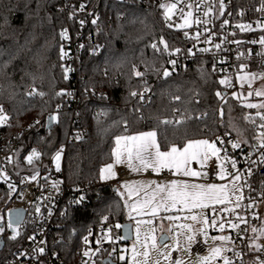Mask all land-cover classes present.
<instances>
[{
	"label": "trees",
	"instance_id": "obj_1",
	"mask_svg": "<svg viewBox=\"0 0 264 264\" xmlns=\"http://www.w3.org/2000/svg\"><path fill=\"white\" fill-rule=\"evenodd\" d=\"M70 1L89 2L99 9L102 29L97 34L89 31L81 62L87 78L84 88L106 95L85 101L81 124L87 132L68 143L76 127L65 101L71 84L64 76L60 52L65 24L61 2L0 0V105L9 116L2 130L16 137L22 154L37 147L46 160L67 145V184L73 188L91 185L84 204L71 210L64 255L75 253L87 227L105 218L120 225L127 222L126 206L115 184L100 180L101 167L113 161L116 137L155 131L163 151L174 145L183 147L190 140L215 141L227 134L249 145L261 125L256 111L232 97L235 89L231 92L227 84L220 83L227 79L212 72L210 61L198 59L192 67L163 76L169 53L184 42L179 31L165 27L161 9L117 0ZM235 11L245 19L264 20V0H236ZM94 47L101 50L100 55L93 54ZM134 68L144 76L136 77ZM146 86L149 98L141 105L131 92H143ZM34 90L36 94L28 95ZM176 96L180 99H174ZM59 106L63 111L55 113L54 126L47 129V117ZM95 109L102 114L95 115ZM34 120L41 123L32 125ZM164 120L173 123H161ZM11 200L12 195L0 187V222L6 219ZM12 233L2 235L5 247L0 264H8L26 241L27 235L22 233L10 239Z\"/></svg>",
	"mask_w": 264,
	"mask_h": 264
},
{
	"label": "built area",
	"instance_id": "obj_2",
	"mask_svg": "<svg viewBox=\"0 0 264 264\" xmlns=\"http://www.w3.org/2000/svg\"><path fill=\"white\" fill-rule=\"evenodd\" d=\"M117 1L124 4L134 3L145 8L161 9L167 29L176 30L177 25L183 22L189 13L192 14V27L177 30L182 34L184 45L177 48L179 52L175 49L169 53L168 64L165 67L169 72L192 67L198 59H205L211 62L212 72L226 78L233 88L239 86L237 79L240 75H252L255 73L254 69L264 74V44L260 43V40L264 38V20L245 19L242 14L235 11L236 0H223V15H221L220 0ZM60 2V10L65 16V24L60 35L66 30V36L61 37L60 52L63 50L67 53L63 58L61 56V59L64 76L71 84L65 91V101L72 115L71 124L76 127L75 134L68 138L69 143L82 138L87 132L83 131L81 124V112L85 101L97 99L106 95V92L93 88L86 89L83 86L87 78L81 61L87 47L89 31L92 30L97 34L101 30L99 9L91 6L89 2L74 3L70 0H60ZM173 3L176 4V8L168 14L170 18L166 19V9L161 8L160 5ZM81 5H84L82 10ZM206 12L207 15H205ZM225 20L228 21L227 24L224 23ZM239 25H250L251 30L241 31ZM217 44L220 48L216 47ZM202 49H208V51H202ZM92 52L100 55L101 50L94 47ZM173 60L176 61L175 65L170 63ZM148 98L149 92L144 94L143 101L140 100L139 95L135 96L137 103L141 105H145ZM61 111L63 107L59 106L55 112L49 114L46 124L48 125L51 115L55 116V113ZM4 113L9 118L6 109ZM94 113L102 114L99 109H95ZM261 116H264V108L259 114L261 125H264V119H261ZM36 122L34 120L31 124ZM3 127L0 128V187L12 195L6 220L8 223L10 211L24 209V220L17 229L19 233L27 235L23 247L16 252L8 264H111L110 262L128 264L126 260L120 259L127 252L128 245V241L122 235V225L105 219L84 230L75 253L63 254L71 210L84 204L91 185L85 184L73 188L67 184L64 174L67 145L58 149L47 160L43 151L37 147L22 154L19 151V141L15 136L9 137L2 130ZM261 133H264V127L260 126L254 142L249 145L243 144L228 134L215 140L221 150L220 158L230 178L240 175L242 201L239 207L233 210L225 207L215 209L213 214L215 224L211 228L214 233H218L221 231L220 225L223 224V230L231 233L234 248L230 258L233 264L264 262V240L260 239L261 229L264 227V187L262 186L264 185V162L261 160L264 155V147L261 146L264 136ZM233 143H239L240 146L233 148ZM33 149L39 153V156L34 157L32 163H29L27 157ZM58 153L62 156L61 162L55 158ZM232 160L236 161V168L232 167ZM217 164V160H214L209 167L201 170L202 173L214 178L219 172ZM33 176H36V179H32ZM117 176L118 179L129 176L125 165L117 168ZM54 183L55 187H53ZM81 197H83L82 200H80ZM78 200L80 202L76 203ZM237 217H242L243 221ZM233 224L238 227H232ZM253 228L257 231L253 232ZM76 232V230L71 231L73 234ZM85 237H87V243ZM256 245L261 247L257 248ZM41 248L44 249L43 253L39 251ZM206 250L207 246L202 239H198L193 252L204 253ZM86 251L89 252L88 256L84 255Z\"/></svg>",
	"mask_w": 264,
	"mask_h": 264
},
{
	"label": "rangeland",
	"instance_id": "obj_3",
	"mask_svg": "<svg viewBox=\"0 0 264 264\" xmlns=\"http://www.w3.org/2000/svg\"><path fill=\"white\" fill-rule=\"evenodd\" d=\"M188 19V26L181 27L184 25L185 19L183 22L179 23L176 27V30H186L192 27L193 19L192 14L189 16L187 15ZM102 29V28H101ZM259 29V28H258ZM244 30V31H249ZM255 73L250 75L247 79L238 78L237 81L239 86L233 88L228 86L229 91H233L232 97L234 99H238L245 108L249 110L256 111L259 115L261 110L264 107V95H257V92L264 93V74L260 73L258 69H254ZM246 82L248 86L243 84ZM248 104L256 105V107L249 108L247 107ZM0 125V128L6 125ZM261 126V125H260ZM150 132V131H148ZM146 133V132H144ZM136 134H128L123 136H134ZM242 138L241 136H239ZM116 141V140H115ZM196 141V140H191ZM209 142H213L208 140ZM123 141L121 142V146H123ZM177 146V145H174ZM178 148H182L177 146ZM216 147L219 148L216 144ZM116 148V142L115 147ZM171 148V147H170ZM170 148L166 151L170 150ZM152 152H155V149H152ZM219 159L216 156H210V158L204 163L202 166L198 161H191L190 164L187 166L192 171L201 173L198 176H185L183 174V169L177 172L175 167H160L158 170H154L152 166H149L147 171L145 168L142 167L143 171L145 172L146 176H155L158 179H148L143 178L136 181L132 180H120L118 181L117 176V167L112 161L109 164L113 165L112 172L114 173L113 176L102 179L101 169L105 168V164L100 169V180L103 183H113L115 184L116 188L120 190H126L128 196L130 198V213L126 217V221L133 224V231H134V238L132 241L128 242L127 245V252L125 253L123 259L128 262V264H172L175 260H181L183 264H201V257L209 255V249L212 247H220L222 249L221 254L214 259H210L207 264H224V258L227 257L231 261V254L234 248V241L231 233L226 231H219L218 233H214L211 229L213 227V214L214 210L220 207L229 208V210H233L238 208L237 205H240L242 201V191L240 186V179L235 180L234 177L230 178L227 173V169L223 164V160L220 158L219 152ZM59 162L62 161V156H59ZM113 160H116V157L113 155ZM217 160L219 172L221 167H223L225 171V177L223 179L219 178L217 174L214 178H211L209 175H205L202 173L201 169L209 167L210 164ZM127 155L126 153L122 157V162L124 163L127 168ZM133 162H136L133 159ZM119 167V166H118ZM129 169V168H128ZM127 169V170H128ZM141 172V171H140ZM218 172V173H219ZM105 176H108V173H104ZM175 181L178 185L187 183V184H196V185H209V184H216L217 186L224 185L226 186L225 192L227 194V199L223 203H209L207 207L204 208H185L182 204H177L176 207H171V202H168L169 209L161 208L160 213L156 215H141L140 209L138 207L137 210H133L131 207L133 204H136L139 201L141 204L144 201L149 200L153 194V192H157L156 200L152 202V204L148 205L149 207H153L156 203H159L162 197L166 195V193L158 192L157 185L161 186H171V183ZM127 185V187L125 186ZM131 191V195L129 192ZM237 197H240L238 200ZM143 205V204H142ZM180 206V208L178 207ZM210 211V213H209ZM195 215L197 220H192L190 217ZM177 217V219L169 220L166 217ZM205 219L207 223H204ZM2 221V220H1ZM5 224V231L0 233V237L6 232L9 231L10 228L7 227V220L5 219L3 222ZM181 225L191 226V230L188 227H181ZM203 229V231H201ZM264 229V227L262 228ZM16 231L18 229L16 228ZM139 231V235L137 234ZM166 233L169 235V241L163 245L159 244V237ZM13 235V233H12ZM199 235L202 238L203 243L207 246V250L204 253H194L193 247L195 245L196 237ZM156 237V247L152 246L151 237ZM194 236V240L189 242L188 237ZM217 236H226L230 237V240L227 241H214L212 238ZM261 240H264V234H261ZM206 241V242H205ZM178 242V243H177ZM147 252L148 255L145 257L144 253ZM169 253L171 255L169 256ZM168 257V258H166Z\"/></svg>",
	"mask_w": 264,
	"mask_h": 264
},
{
	"label": "snow or ice",
	"instance_id": "obj_4",
	"mask_svg": "<svg viewBox=\"0 0 264 264\" xmlns=\"http://www.w3.org/2000/svg\"><path fill=\"white\" fill-rule=\"evenodd\" d=\"M84 5H81V10L83 9ZM161 8L166 9L165 18L169 19L170 16L168 15L171 13L175 8L176 4H170L165 5L161 4ZM191 7V5H189ZM220 8H221V15H223V0H220ZM183 11V10H181ZM208 13L206 12L205 15ZM189 16L191 13L188 14ZM185 23L184 25H181V27L188 26V19L187 17L184 18ZM83 23V22H82ZM95 23V21H93ZM199 23V21H197ZM206 23V22H205ZM225 24L228 23L227 20L224 21ZM241 31L250 29V25H239ZM187 35V33L185 34ZM66 36V30L61 33V37ZM199 38L198 36L196 37ZM236 43H239V41H236ZM252 43H256V41H252ZM261 44H264V38L260 40ZM152 47L155 49L157 46L155 44L152 45ZM217 48H220V45H216ZM165 49H167V44H165ZM177 52H179V49H176ZM191 51V50H189ZM202 51H208V49H202ZM67 53H64L63 50L61 52L62 58L66 56ZM171 64L175 65L176 61H170ZM133 74L136 77H143L144 73L133 69ZM171 73L165 69L163 71V76L168 77ZM241 79H244V77H241ZM221 84H227L228 86H231L230 82L228 80H221ZM150 91V89L146 86L144 88L143 92L137 93V92H131L132 96L139 95L140 100H144V94L146 92ZM36 94L35 90L33 92H29L28 95ZM39 95L43 96L44 93H38ZM63 93H59V95H62ZM257 95H264V93L257 92ZM217 96H220L221 94L219 92L216 93ZM174 99L179 100L180 97L176 96ZM247 107L252 108L256 107V105L248 104ZM261 107H264V105H261ZM222 114V113H221ZM7 115L4 113L3 105H0V125H3L7 122ZM57 116H50L49 120H56ZM261 119H264V116H261ZM36 123H39L37 121ZM161 123L164 124H171L173 121L171 120H164L161 121ZM261 127H264V125H261ZM262 136H264V133H261ZM219 140L220 138L217 137ZM123 143V146H121V142ZM116 148L113 150V155L116 157V163L122 162V157L126 153L127 155V161L130 168H133V159L139 160L140 165L144 168H147L149 166H152L154 170H158L160 167H175L177 172H179L181 169H183V174L185 176H198L201 173L192 171L189 167H187L191 161H198L202 166L204 163L210 158V156H216L217 159H219V152L221 151L219 148L216 147V142H209L208 140H196V141H188L182 148H178L177 146H172L169 151L167 152H161L159 145L156 141V132L150 131L147 133H140L136 136H118L116 137ZM221 143L223 141L221 140ZM240 145L239 143H233V148H238ZM261 146L264 147V140L261 141ZM152 149H155V152H152ZM39 153L36 152L35 149L32 150V153L27 157V160L29 163H32V160L34 157H38ZM57 160H59V153L55 157ZM262 162H264V155L261 157ZM231 165L233 168H236V161L232 160ZM59 166H57L58 168ZM113 165L108 164L105 168L101 169L102 179H107L114 175L112 172ZM134 171H137L139 169L133 168ZM249 173L251 170H248ZM104 173H108V176H105ZM206 175V174H205ZM219 178L223 179L225 177V171L223 167H221L220 172L218 173ZM32 179H36V176H33ZM235 180L240 179V175L237 174L234 177ZM58 183V182H57ZM56 184L54 183L53 187H55ZM127 187V185H125ZM11 187V186H10ZM226 186L221 185L217 186L216 184H209V185H196V184H187L183 183L178 185L175 181L171 183V186H161L157 185L158 192L166 193L164 197L161 198V201L159 203H156L152 208L151 212L153 215H156L157 212L161 209H169L168 202H171V207H176L177 204H182L185 208H204L207 207L209 203H223L227 199V194L225 192ZM131 191L129 192V195H131ZM157 192H153L151 198L149 200L144 201V204L141 205L139 201L136 202V204H133L131 207L133 210H137L139 208H143L147 205L152 204L153 201L156 200ZM83 197L80 198L82 200ZM239 200L240 197H237ZM80 200L76 201V203H79ZM239 207V205H237ZM37 211H39V208H37ZM169 220L177 219V217H166ZM192 220H197V217L195 215L190 217ZM238 219L243 221L242 217H237ZM0 219H3V217H0ZM106 219V218H105ZM204 223H207V220L205 219ZM213 224H215V220H213ZM7 227L11 228L13 230V235L10 237V239L15 240L17 236L19 235V232L16 231V228L19 227V213H17V221L14 224L11 220L7 223ZM119 227V225H117ZM181 227H188L189 230H191V226H185L181 225ZM232 227L236 228L238 225L233 224ZM224 225H220L221 231H223ZM5 231V227L3 225H0V233H3ZM203 231V229H201ZM257 231L255 228H253V232ZM139 235V231L137 233ZM261 234H264V229H261ZM32 239V237H30ZM161 241L165 240V236L160 237ZM188 241L191 242L194 240V236H189ZM214 241H227L230 240V237L226 236H217L212 238ZM152 246L156 247V237H151ZM85 242L87 243V237H85ZM206 242V241H205ZM178 243V242H177ZM257 248H260V245H256ZM41 253L44 252V249H39ZM222 249L220 247H212L209 249V255L201 257V264H207V262L210 259H214L217 256L221 254ZM85 256L89 255V252L84 253ZM145 257H147L148 253H144ZM171 253H169V256ZM239 255V253H237ZM168 258V257H166ZM120 259H123V257H120ZM172 264H183L181 260H175L172 262ZM224 264H232V262L225 257L224 258ZM261 264H264V262H261Z\"/></svg>",
	"mask_w": 264,
	"mask_h": 264
},
{
	"label": "crops",
	"instance_id": "obj_5",
	"mask_svg": "<svg viewBox=\"0 0 264 264\" xmlns=\"http://www.w3.org/2000/svg\"><path fill=\"white\" fill-rule=\"evenodd\" d=\"M250 76V75H249ZM248 75H240L239 76V78H241V77H244V79H247L248 77H249ZM243 84H245L246 86H248L247 85V83L246 82H243ZM155 132V131H154ZM147 133V132H146ZM140 133H138V134H136V135H139ZM136 135H134V136H136ZM156 141H157V143H158V139H157V134H156ZM159 145V144H158ZM160 148V147H159ZM161 150V149H160ZM161 151H163V150H161ZM136 160V159H135ZM114 161V163H115V165H116V167L118 168V166H120V165H123L124 163H116L115 161L116 160H113ZM125 163H127V166H128V173H129V176L127 177V178H125V180L127 181V180H132V181H137L138 182V180H140V179H145V178H148V179H158L159 178V175L157 174V176L158 177H155V176H146V174H145V172L147 171V169H148V167L147 168H145L146 169V171L144 172L143 171V169H142V166L140 165V162H139V160H136V162H132V164H133V168H137V169H139V170H137V171H134L133 170V168H130L129 167V165H128V161L126 162L125 161ZM144 168V167H143ZM203 169V168H202ZM201 169V170H202ZM141 171V172H140ZM120 180H123V179H118V181H120ZM116 191H117V193L119 194V196L122 198V200L124 201V203H125V206H126V214L128 215L129 213H130V206H129V203H130V198H131V196H130V198H129V196H128V192L126 191V190H123V189H119V188H116ZM159 201H161V200H159ZM141 204V203H140ZM142 204H144V203H142ZM141 204V205H142ZM179 208H180V206H178ZM221 208V207H220ZM160 211H161V209L157 212V213H160ZM140 213H141V215H153L152 214V212H151V207H149L148 205L147 206H145V207H143V208H141L140 209ZM209 213H210V211H209ZM198 239H202V238H200L199 237V235L196 237V241L198 240ZM196 241H195V243H196Z\"/></svg>",
	"mask_w": 264,
	"mask_h": 264
},
{
	"label": "water",
	"instance_id": "obj_6",
	"mask_svg": "<svg viewBox=\"0 0 264 264\" xmlns=\"http://www.w3.org/2000/svg\"><path fill=\"white\" fill-rule=\"evenodd\" d=\"M52 116V115H51ZM54 126V120H49L48 119V125H47V129H51ZM264 172V170H263ZM17 213H19V225L23 222L24 217H25V210L24 209H14L12 211H10L9 213V220H11L14 224L15 227V223L17 221ZM0 225H3V223H1ZM11 232H13V230L10 228ZM121 231H122V235L124 237V239H126L128 242L132 241L134 238V231H133V224L130 222H126L124 224H122L121 226ZM161 236H165L166 239L161 241L160 237ZM159 237V244L163 245L166 242L169 241V235L166 233H163ZM5 247V240L3 238V236L0 237V252L4 249ZM111 264H116L114 262H110Z\"/></svg>",
	"mask_w": 264,
	"mask_h": 264
}]
</instances>
